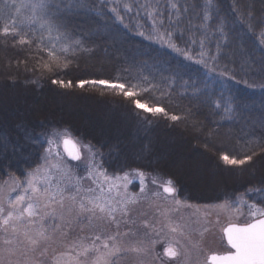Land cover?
Masks as SVG:
<instances>
[{
	"label": "snow or ice",
	"instance_id": "snow-or-ice-1",
	"mask_svg": "<svg viewBox=\"0 0 264 264\" xmlns=\"http://www.w3.org/2000/svg\"><path fill=\"white\" fill-rule=\"evenodd\" d=\"M152 6L141 4L139 0H135L132 5H125L126 12H132L135 8L139 14L144 10L151 21V27L147 31L139 29H130V31H134L150 44L156 43L161 47H167L184 60L193 61L194 58L189 53L190 45L194 41L185 38L190 30L186 26L182 28L181 25L185 14H188L190 24L191 17L195 15L197 9H201V6L196 0H192L191 4L187 3V0L183 3L181 0H163V10H161L160 0H156L155 11L148 12L147 10ZM31 7L33 9L31 23H39V33L26 31L22 24L18 25L17 21L8 15L2 18L0 36L11 35L13 45H27L36 57L37 64L55 76L51 83L62 88L73 86L71 80L61 79L60 74H66L72 65L79 67L75 59L77 54L88 53L94 56L99 48H103L105 54L111 52L113 70L117 73L114 77L80 80L76 82V86L84 88L86 84L99 85L102 89L121 96L128 102L122 119L135 123L138 131L150 130L153 124L151 118L154 117L170 121L171 124L166 123L165 128H174L176 122L182 120L181 115L171 112L168 108L171 94L176 91V85L179 83L184 84L185 95L189 99L201 101L202 97L206 98L202 102L215 109L223 108L229 114L239 111L236 101L229 100L227 104H222L220 100L213 99L209 95L206 85L202 89L199 82L191 81L190 77H186L183 65H169L167 69L155 73L141 70L136 75H132L134 68L144 69L149 66L156 68L157 59L140 49H122L119 47L115 32H106V38H100L103 43L91 39L93 32L100 31L99 25L89 27L83 23H72L73 18L83 19L81 13L90 14L107 30L111 26L107 23L105 13L110 11L115 21L127 28L125 18L114 0H36ZM7 11L10 13L11 9L8 8ZM201 13L199 23L208 22L210 19L208 12L201 9ZM243 14L250 28L261 29L260 43L264 45V21L257 23L251 16L250 9H245ZM217 24L214 34L218 32L219 35L214 45L215 51L210 48L206 53L204 41L200 40V50L195 62L203 67L205 76L218 75L221 78L235 80L236 83L243 81L249 84L244 76H238L233 66L234 61L228 56L231 45L226 42L231 41V36L226 31V26L219 21ZM53 31L56 32L55 42L51 38ZM44 33L49 36L47 44L44 42ZM259 71L264 76V59L259 65ZM260 86L264 88V78L261 79ZM149 100L152 103H149ZM12 112L11 102L0 96V125L11 118ZM27 114H31V110ZM15 127L18 136L20 130L24 132V135L16 141L6 133L0 132V173L9 174L16 170L20 163L26 165V171L20 173L25 179L17 185L23 188V193L16 195L14 199H8L7 207L3 189L0 188V264H60L55 253H52V258L49 260L51 238L46 234L47 226H50L54 233H62L64 236H68L73 228H78L81 232L87 230L90 233L85 239L90 240L91 243L83 248V252L80 253L83 259L78 264H119L127 253L139 255L136 264H191L190 254L181 243V240H188V234L183 227L169 226V231L175 238L166 242L163 251L160 252L156 250V244L160 241L154 238L161 235V231L155 226L158 221L155 218L151 222L145 219L140 226H136V221L132 219L134 209L129 205H139L141 197L128 193L126 182L129 173L123 175L125 184L121 195L115 183L107 184L108 181L120 180L121 177L108 176L105 167L107 161L95 146L91 143L78 145L68 129L54 130L41 140L40 134L35 131L28 135L25 121L19 117L16 118ZM193 129L204 130L200 125H193ZM60 142L63 143L64 151L72 161L82 160L81 147L91 154L92 163L86 166V175L72 172V168L78 165H65L60 162L62 160L60 153L54 150V146L58 149ZM158 143V139H147L146 144L139 145L140 152L153 155ZM116 147L118 149L119 145L117 144ZM257 147L259 151L253 148L242 156L238 151L235 154L223 153L219 159L226 166L240 167L248 164L255 167L256 157L259 156L261 161H264V142ZM32 152H35L34 159L29 158ZM98 158L99 163H97ZM53 160H57V163L49 167ZM52 168L67 177L62 186L60 183L53 184ZM45 169L47 171L42 172ZM136 175L140 177L142 194L145 173L137 169ZM181 176H187L193 181L205 178L197 165L178 167L170 174L169 179L157 185V192L154 195H162L166 201L170 200L176 213L174 219L170 218L169 225H174L176 220L181 219L179 214L181 207H192L190 203L179 198L178 185ZM37 177L40 179L37 180ZM73 177L76 183L72 182ZM100 177H103L104 183L100 182ZM82 180H92L95 187L90 186L83 190L79 183ZM152 183L157 184L155 180ZM260 183L261 187L248 188L246 194L264 193V177ZM114 188H116L115 194H113ZM97 190L99 195L96 194ZM241 200L243 201V197ZM243 202L251 219L243 225L231 224L223 230L230 251L225 255H212L211 264H264V201H260L259 204ZM220 207L229 209L232 204L225 200ZM117 213H120L119 218ZM100 224L107 227L114 226L115 230L99 232ZM122 226L127 228V231L122 230ZM122 237L130 239L132 243L126 247L121 245Z\"/></svg>",
	"mask_w": 264,
	"mask_h": 264
},
{
	"label": "trees",
	"instance_id": "trees-1",
	"mask_svg": "<svg viewBox=\"0 0 264 264\" xmlns=\"http://www.w3.org/2000/svg\"><path fill=\"white\" fill-rule=\"evenodd\" d=\"M35 2L36 0H0V25L3 23V17L11 15L12 19H15L18 25L22 24L26 31L39 33V23H31L33 17L31 5ZM114 2L124 16L127 28L115 21L110 11L105 13L107 23L111 26L107 30L96 17L90 14L81 13L83 19L73 18L72 23H83L89 27L99 25L100 31L93 32L91 39L103 43L100 38H106V32H115L119 47L122 49H140L157 59L156 68L151 66L144 69L134 68L132 75H136L141 70L155 73L158 70L167 69L169 65H183L186 77H190L191 81L199 82L202 89L206 85L209 95L213 99L220 100L222 104H227L229 100L236 101L239 111L229 114L223 108L215 109L202 102L206 98L202 97L201 101L189 99L185 95L184 84L179 83L168 103L169 110L182 117L181 121L176 122L174 128H165L164 125L171 124V122L154 117L151 118L153 124L148 131L144 129L138 131L135 123L124 121L125 131L114 136L109 131L102 132L84 126L78 118L59 116L54 111L47 110L32 116L23 114L21 117L13 113L12 118L0 125V131L6 133L13 141L23 136V130H20V136L17 135L18 130L15 127L17 117L25 121L28 135L35 131L40 134L41 139L54 130L68 129L74 138L84 144L91 143L98 152L103 154L104 160L107 161L105 167L109 175H122L127 172H136L139 169L150 176L167 180L176 168L171 156H165L167 155L166 149L174 148L177 152H184L188 149L194 155L197 154L196 156L203 154L202 157L211 162L208 169L210 168L217 176L220 185L216 184L211 189L196 192L190 186L188 179L186 180V176H181L178 195L185 197L191 203L232 200V194L238 192L241 176L244 178L248 176L256 186L261 187L260 181L264 177V161H261L259 156L255 158V167L248 164L240 167L226 166L219 156L223 153L235 154L237 151L242 156L253 148L259 151L257 145L264 142V88L260 86L264 76L259 71V65L264 59V45L260 43L261 29L250 28L243 14L245 9H250L251 16L257 23L264 21V0H211V7H209V0H196L201 9L208 12L210 19L208 22L199 23L202 13L201 9H197L195 15L191 17L190 24L188 14H185L182 21L181 27L186 26L190 30L185 38L194 41L190 45L189 53L193 56V61L184 60L167 47H161L156 43L150 44L136 35L134 31H130V29L147 31L151 27L149 16L144 10H141L139 14L135 8L132 12L125 11V5H132L135 0H114ZM139 2L153 5L147 10L148 12L155 11L156 0H139ZM181 2L183 3L184 0ZM160 3L161 10H163V0H160ZM187 3L191 4L192 0H187ZM8 8L11 9L10 13L7 11ZM218 21L226 26V31L231 36V41L226 42L231 45L228 56L234 61L233 66L238 76H244L251 86L243 81L236 83L235 80L227 77L221 78L218 75L205 76L203 67L195 62L200 50V40L204 41L206 53L210 48L213 52L215 51L214 45L219 33L214 34V30L218 27ZM55 37L56 32L53 31L51 36L53 42H55ZM12 40L11 35L0 36V78L5 76L2 85L4 89L10 86H14L17 90L22 88L23 91L28 92V100H33L32 98L36 100L38 96L51 101L57 98L71 102L87 100L94 105L104 107L105 110L113 111L117 116L121 115V118L124 116V109L128 102L121 96L110 90L102 89L99 85L86 84L84 88L76 86V82L80 80L114 77L117 73L113 70L111 52L105 54L103 48H99L94 56L88 53L77 54L75 59L79 67L72 65L66 74H60L61 79L71 80L73 86L62 88L51 83L55 76L37 64L36 57L27 45H13ZM48 40V34L44 33L45 44ZM148 102L152 103L151 100ZM193 125H200L204 130H194ZM132 137L135 141H132ZM145 138L159 140L153 155L140 152L139 145L147 143ZM182 140L185 141L184 147L181 144ZM133 145L136 147L133 148ZM77 162L72 161V163Z\"/></svg>",
	"mask_w": 264,
	"mask_h": 264
},
{
	"label": "rangeland",
	"instance_id": "rangeland-1",
	"mask_svg": "<svg viewBox=\"0 0 264 264\" xmlns=\"http://www.w3.org/2000/svg\"><path fill=\"white\" fill-rule=\"evenodd\" d=\"M4 78H0V96L4 97L6 101L11 102V106L14 114H19L21 117L23 114L32 116L34 114H41L47 110L54 111L55 114L59 116H70L75 119H80L84 126H87L91 129L99 130L102 132L109 131L115 135L122 134L126 125L124 120H122L121 115H116L111 110H105L104 107H99L87 100H79L77 102H71L67 100L53 99L45 100L42 97L38 96L35 100H28V92L23 91L21 88L17 90L14 86H10L8 89L3 88ZM79 99V98H78ZM29 101V102H27ZM11 116V118H12ZM1 132V131H0ZM71 135V134H70ZM47 137V136H46ZM71 137L78 142V145H84L72 135ZM45 138V137H44ZM43 138V139H44ZM41 139V140H43ZM132 141H135V138H131ZM16 141V140H14ZM181 144L185 146V141L182 140ZM186 149V148H185ZM60 153L61 163L65 165H78V167H73L72 172L79 175H86L85 168L86 166L92 163L91 154L87 153L86 150L81 147L82 160L77 163H72L65 154L62 143L60 142L58 149ZM27 151V149H25ZM196 151V150H195ZM165 153L167 156H171V160L175 165V170L178 167H187L192 165H197L199 167L200 173L205 177L200 181H193L192 179L186 176V180L189 182L190 186L196 191L201 189H211L216 184L219 186L220 181L212 173L208 165L210 161L206 160L196 152L194 155L190 150L186 149L184 152H177L174 148L166 149ZM202 157V158H201ZM30 159L35 158V152H32ZM57 160L51 161L52 165H55ZM99 163V159H97ZM7 171V170H5ZM22 171H26V165L20 163L16 170L12 171L9 174L0 173V188L3 189L4 202L7 207V200L14 199L16 195L23 193L22 187H17V185L23 181L25 178L20 175ZM47 170H42L46 172ZM129 173L127 177V191L130 195H137L141 197V203L139 205H129L133 208L132 219L136 221V226H140L145 219H148L150 222L155 218L158 222L156 223V228L161 231L159 237H154L158 239L160 243L156 244V250L162 252L163 247L166 242L172 241L175 237L169 231V226L179 225L184 228L188 234V240H181V243L188 250L190 254L191 264H209L207 258L212 253H217L219 251L225 250V240L223 237V229L227 224L230 223H245L251 218L247 215V207L243 201H246L248 204L256 202L259 204L260 201H264V193L252 192L246 194L248 188L259 187L253 183V180L246 176L245 178L241 176L238 192L232 194V200H228L232 207L229 209L221 208L225 201L219 202H210V203H191L185 197L179 196L182 201H187L192 205L191 208H180V217L181 219L176 220L174 225H169L170 218L174 219L176 216L174 207L170 200L166 201L162 195H154L157 192V185L163 184L164 181L159 177L150 176L145 174L144 178V192L140 193V177L136 175V172H127ZM123 175H109L110 177H121L120 180H110L107 184L117 185L119 187L121 195H123L124 184ZM53 184L60 183L61 186L63 182L67 179L60 171L52 168ZM19 178V179H18ZM40 177H37L39 180ZM155 180L157 184H153L152 181ZM73 183H76L75 178L72 179ZM100 182L104 183L103 177H100ZM83 190H86L88 187H95V184L92 180H82L79 182ZM202 188H201V187ZM116 188L113 189V194H115ZM162 192V189H161ZM97 195L99 191L97 190ZM89 195H91L89 193ZM243 197V201L241 200ZM120 213H117L119 218ZM67 218V216L65 217ZM205 229H207L205 231ZM67 231V229H65ZM115 227H107L104 224H100L98 231L99 232H108L114 231ZM122 230L127 231V228L122 226ZM50 238L49 244V260L52 258V253H55L56 258L59 260L60 264H78L79 261L83 259L80 253L83 252V248L88 246L91 241L85 239L86 235L90 233L85 230L81 232L78 228H73L68 236H64L62 233H54L51 230L50 226H47V233ZM121 245L127 246L131 244L132 241L126 237H122L120 241ZM139 259V255L135 253H127L123 259L120 260L119 264H136Z\"/></svg>",
	"mask_w": 264,
	"mask_h": 264
},
{
	"label": "water",
	"instance_id": "water-1",
	"mask_svg": "<svg viewBox=\"0 0 264 264\" xmlns=\"http://www.w3.org/2000/svg\"><path fill=\"white\" fill-rule=\"evenodd\" d=\"M62 143V142H61ZM62 147H63V143H62ZM63 150H64V147H63ZM65 152V151H64ZM65 154L67 155V153L65 152ZM67 157H68V155H67ZM69 158V157H68ZM70 159V158H69ZM237 225V224H236ZM243 225V224H242ZM228 226H230V225H228ZM228 226H226V227H228ZM225 227V228H226ZM224 228V229H225ZM223 234H224V231H223ZM225 237V236H224ZM225 240H226V237H225ZM226 242H227V240H226ZM234 251V250H233ZM226 254V253H225ZM225 254H220V255H225ZM212 255H219V254H210L209 256H208V259H207V261H208V263H210L211 264V260H210V257L212 256Z\"/></svg>",
	"mask_w": 264,
	"mask_h": 264
},
{
	"label": "flooded vegetation",
	"instance_id": "flooded-vegetation-1",
	"mask_svg": "<svg viewBox=\"0 0 264 264\" xmlns=\"http://www.w3.org/2000/svg\"><path fill=\"white\" fill-rule=\"evenodd\" d=\"M228 251H230L229 247L227 246V244L225 243V250L224 251H219L217 252L218 254H222V253H227Z\"/></svg>",
	"mask_w": 264,
	"mask_h": 264
},
{
	"label": "bare ground",
	"instance_id": "bare-ground-1",
	"mask_svg": "<svg viewBox=\"0 0 264 264\" xmlns=\"http://www.w3.org/2000/svg\"><path fill=\"white\" fill-rule=\"evenodd\" d=\"M201 187V186H200ZM202 188V187H201ZM202 190V189H201ZM194 191H196V189H194ZM197 192V191H196Z\"/></svg>",
	"mask_w": 264,
	"mask_h": 264
}]
</instances>
